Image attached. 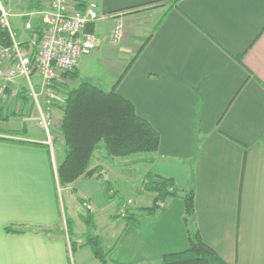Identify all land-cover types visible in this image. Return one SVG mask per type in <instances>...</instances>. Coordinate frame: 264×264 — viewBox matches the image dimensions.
<instances>
[{"label": "crops", "instance_id": "obj_1", "mask_svg": "<svg viewBox=\"0 0 264 264\" xmlns=\"http://www.w3.org/2000/svg\"><path fill=\"white\" fill-rule=\"evenodd\" d=\"M37 1L29 0L31 9ZM80 1L96 3L111 21L108 37L121 25L119 49L104 47L110 58L96 59L107 75L89 78L79 61L60 87L83 80L108 91L119 80L116 93L158 133V150L126 159L94 151L90 169H99L101 179L82 177L60 197L55 170L64 152L56 162L43 139L16 128L22 115L23 124L35 126L33 110L23 80L8 83L20 91L13 99L0 96V264H98L85 244L87 216L108 264H157L186 250L196 234L226 264H264V0ZM149 7L148 16L158 18L142 32L135 16ZM139 164L140 182L151 173L179 192L192 191V215L182 194L151 208L154 195L135 186L137 178L128 183L133 206L118 216L125 200H113V182Z\"/></svg>", "mask_w": 264, "mask_h": 264}, {"label": "trees", "instance_id": "obj_2", "mask_svg": "<svg viewBox=\"0 0 264 264\" xmlns=\"http://www.w3.org/2000/svg\"><path fill=\"white\" fill-rule=\"evenodd\" d=\"M35 31L40 36L41 29L37 23ZM7 43V34L0 29V44ZM238 61H241V57H238ZM118 82L108 91L83 80L73 87H60L61 101L54 104L61 112L58 129L65 148L63 160L56 167L59 187L72 184L81 177L101 179L99 169H90L92 155L100 143H103L109 157L123 158L158 150V133L146 120L137 116L127 99L116 93ZM104 188L106 192L109 191L108 183L104 182ZM140 189L154 195L151 208H156L157 202L182 194L186 216L193 213V192L177 191L170 179L147 173ZM84 223L87 226L85 244L92 250L98 264H108L100 240L92 234L94 225L90 216L84 219ZM5 231L20 232L11 227L5 228ZM189 242L186 250L165 254L157 264H226L202 242L198 234Z\"/></svg>", "mask_w": 264, "mask_h": 264}, {"label": "built area", "instance_id": "obj_3", "mask_svg": "<svg viewBox=\"0 0 264 264\" xmlns=\"http://www.w3.org/2000/svg\"><path fill=\"white\" fill-rule=\"evenodd\" d=\"M12 16L4 0H0V29L6 32L8 42L0 44V96L17 97L20 89L8 90L7 84L23 79L22 93L31 104L35 126L44 132L43 143L51 150L54 98L61 99L57 91L61 76L73 73L78 61L96 48V38L88 29L106 17L98 12L94 2L38 0L36 9L19 15L25 18L24 30L31 35L21 42L9 22ZM36 23L41 29L40 36L35 31ZM120 33L121 25L115 24L110 41L118 39ZM132 206L133 201L126 200L117 215L125 217ZM165 206V201L156 203L158 209Z\"/></svg>", "mask_w": 264, "mask_h": 264}, {"label": "rangeland", "instance_id": "obj_4", "mask_svg": "<svg viewBox=\"0 0 264 264\" xmlns=\"http://www.w3.org/2000/svg\"><path fill=\"white\" fill-rule=\"evenodd\" d=\"M6 8L8 9V11L14 13V14H19V13H30L33 9L30 8V4H29V0H4ZM30 8V9H29ZM153 8L149 7L143 10H140L139 13L137 14V16H135L136 19H138L140 17V27H136L138 28V30L140 29V31H145V32H149L151 30V26L154 25V23L156 22L158 17L151 18L149 17V11L152 10ZM147 12V13H145ZM13 15V14H12ZM14 17V18H13ZM142 18V19H141ZM145 18V19H144ZM9 22L11 24L12 30L14 31V33L16 34L17 40L19 41H27L31 35L29 31H25L24 30V22H25V18H15V16L10 17ZM147 22V23H145ZM112 27L111 21H109L108 19H103L99 22L95 23V27H94V34L96 37V42L97 44L99 43V45H101V52L99 54H97L98 56L95 57V53L97 51V48H95L89 55L84 56L83 58H81L79 61L84 63V72L85 75L88 76L89 78H97V75H102L100 77H103L105 75L108 74V68L107 66H104L102 63L98 64V62H96V59L100 58V59H105L107 58V56L110 58V56L108 55L109 53H107L106 51L111 50L112 52H115L117 49V47H115L117 44L116 42L120 39V37L116 40L112 39L110 41L109 36V31ZM122 28V27H121ZM122 30V29H121ZM89 31V29H88ZM90 32V31H89ZM91 33V32H90ZM144 35V33L142 34ZM121 36V33H120ZM105 37L106 41H102L101 39ZM106 48L107 50L105 51L104 54V50L103 48ZM107 53V54H106ZM78 61V64H79ZM77 64V66H78ZM71 80H73V82H75V80H77L76 77L74 76H70L69 77ZM21 78H17L16 80H19ZM23 80V79H22ZM60 87V86H59ZM25 88V86H22L21 89ZM61 92V91H60ZM60 99L59 98H54V104L56 103H60ZM53 116H54V125L50 131L51 135L54 137L53 141L51 142V153L53 158H55L56 162H59L61 159L60 156V148L62 149L61 153L63 154V152L65 153V148L64 145L62 144V138L59 132V121L60 118H56L58 116L57 112L55 109H53ZM16 119V117H13ZM21 121L18 119V123L16 121H14L16 128H24L25 129V133H22V135H24L27 138L30 139H45V134L43 131L39 130L38 127L35 126H31L29 123L27 124H23L24 121L28 120V116L26 115H22L21 116ZM60 143V144H59ZM59 149V150H58ZM96 155H98L97 157H99V155H104L106 156L107 153L103 147V143H100L96 149ZM149 155V153H140V154H136L133 157H143ZM108 156V155H107ZM116 158H122V157H114V159ZM124 158V157H123ZM111 159V158H109ZM126 159V158H124ZM131 159V158H129ZM60 163V162H59ZM57 167V166H56ZM120 165H115V169H119ZM144 168L143 164H139L137 166L134 167H126L125 169H123L121 171L120 175V182H113V190L116 189L117 191L114 190L115 192V196L113 197V200H120V201H126V199L128 197H130L132 195V191H130V188L128 185L129 182L131 181H135L137 178V180L135 181L136 185L135 186H140L141 182L139 181V174H141L140 172L142 171L141 169ZM56 171V170H55ZM82 178V177H81ZM80 179V178H79ZM71 184L66 185L64 187H59V195L60 197L64 195L63 191H65L66 189L69 188ZM66 196L63 197L62 199V209H63V204L66 206ZM173 199V198H172ZM82 207V206H81ZM84 208V207H83ZM68 213V212H67ZM83 214H85V211L82 210Z\"/></svg>", "mask_w": 264, "mask_h": 264}]
</instances>
